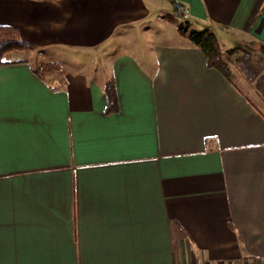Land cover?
<instances>
[{
    "label": "crops",
    "instance_id": "obj_1",
    "mask_svg": "<svg viewBox=\"0 0 264 264\" xmlns=\"http://www.w3.org/2000/svg\"><path fill=\"white\" fill-rule=\"evenodd\" d=\"M168 15L264 53V0H0V264L264 261V110ZM54 47L105 76L11 58Z\"/></svg>",
    "mask_w": 264,
    "mask_h": 264
},
{
    "label": "trees",
    "instance_id": "obj_2",
    "mask_svg": "<svg viewBox=\"0 0 264 264\" xmlns=\"http://www.w3.org/2000/svg\"><path fill=\"white\" fill-rule=\"evenodd\" d=\"M166 18L172 22H179L174 16L168 15ZM178 30L200 48L210 67L216 68L230 81H234L233 66H236L264 96V71L258 62L255 64L254 53L251 50L243 47L224 49L213 30L208 28L198 30L193 28L189 22H179ZM36 48L35 45L21 38L20 31L16 27L0 25V65L8 63L5 56L12 51L35 50ZM36 70L41 75H50L56 71L59 73L66 72L59 62L44 63L38 66ZM105 93L108 101L107 113L115 112L119 103L114 80L106 82Z\"/></svg>",
    "mask_w": 264,
    "mask_h": 264
},
{
    "label": "rangeland",
    "instance_id": "obj_3",
    "mask_svg": "<svg viewBox=\"0 0 264 264\" xmlns=\"http://www.w3.org/2000/svg\"><path fill=\"white\" fill-rule=\"evenodd\" d=\"M183 23V22H181ZM193 28L201 30L200 25L191 24ZM189 39V38H188ZM116 43V42H115ZM252 51V50H251ZM254 53L255 64L257 62L261 66L264 71V53L262 51H252ZM11 58H30L31 62L35 65L40 66L44 63H48L50 61L59 62L63 65L65 71H79L85 70L89 74H95V70L98 72V76L102 78L105 76L103 73V67L98 66L99 64H103V62L109 59V53H106L102 50H88V51H80V50H71L60 47L48 48L44 50H39L36 52H27V53H19L15 52ZM101 67V68H99ZM57 70V69H56ZM234 70V80L243 88L246 92H248L251 98L264 110V96L261 92L256 88L254 83L248 82L245 77V74L239 70L236 66H233ZM53 74H63L59 73V71L54 72Z\"/></svg>",
    "mask_w": 264,
    "mask_h": 264
},
{
    "label": "built area",
    "instance_id": "obj_4",
    "mask_svg": "<svg viewBox=\"0 0 264 264\" xmlns=\"http://www.w3.org/2000/svg\"><path fill=\"white\" fill-rule=\"evenodd\" d=\"M226 264H264V261L263 260H242V261H234V262H231V263H226Z\"/></svg>",
    "mask_w": 264,
    "mask_h": 264
}]
</instances>
